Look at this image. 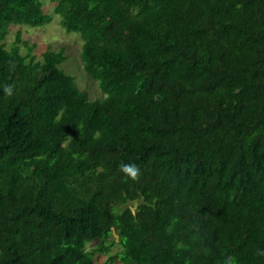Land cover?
<instances>
[{
	"label": "trees",
	"instance_id": "trees-1",
	"mask_svg": "<svg viewBox=\"0 0 264 264\" xmlns=\"http://www.w3.org/2000/svg\"><path fill=\"white\" fill-rule=\"evenodd\" d=\"M53 13L103 97L59 68L63 50L35 60L20 33L5 48L9 26L50 17L0 0V264H264V0Z\"/></svg>",
	"mask_w": 264,
	"mask_h": 264
},
{
	"label": "rangeland",
	"instance_id": "rangeland-1",
	"mask_svg": "<svg viewBox=\"0 0 264 264\" xmlns=\"http://www.w3.org/2000/svg\"><path fill=\"white\" fill-rule=\"evenodd\" d=\"M46 15H49V22L39 28H30L23 25H11L8 34L3 41L5 48H9L15 42V36L20 33L21 41H26L29 46H33L31 55L35 60L41 59V54L46 50L64 51L65 61L59 68L67 75L74 78L76 85L88 93L89 99H99L103 95L96 81L90 79L83 70L81 64L82 42L79 36L73 32H66L60 25L59 16L53 13L56 0H39ZM26 47L20 45V52L24 54ZM96 246V241L86 245V250L90 251ZM119 247H113L110 254H114ZM107 256H95V264H106Z\"/></svg>",
	"mask_w": 264,
	"mask_h": 264
},
{
	"label": "clouds",
	"instance_id": "clouds-1",
	"mask_svg": "<svg viewBox=\"0 0 264 264\" xmlns=\"http://www.w3.org/2000/svg\"><path fill=\"white\" fill-rule=\"evenodd\" d=\"M5 94L7 96H11L13 94L12 86H7L4 89ZM119 171L124 174V178L130 179L132 181H138L140 178V169L134 164H121L119 167ZM258 255L264 256V250H261L257 253Z\"/></svg>",
	"mask_w": 264,
	"mask_h": 264
}]
</instances>
